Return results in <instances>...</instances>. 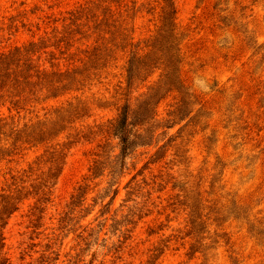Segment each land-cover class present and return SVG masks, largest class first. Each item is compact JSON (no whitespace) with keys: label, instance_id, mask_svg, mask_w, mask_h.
<instances>
[{"label":"rangeland","instance_id":"obj_1","mask_svg":"<svg viewBox=\"0 0 264 264\" xmlns=\"http://www.w3.org/2000/svg\"><path fill=\"white\" fill-rule=\"evenodd\" d=\"M170 1L174 71L164 62L127 88L130 54L153 50L159 0H0V53L33 42L49 80L0 104V203H16L5 264H264V0ZM166 71L151 144L112 178L109 121Z\"/></svg>","mask_w":264,"mask_h":264},{"label":"trees","instance_id":"obj_2","mask_svg":"<svg viewBox=\"0 0 264 264\" xmlns=\"http://www.w3.org/2000/svg\"><path fill=\"white\" fill-rule=\"evenodd\" d=\"M159 1L162 4L159 20L160 25L152 43L153 50L144 55H140L137 52L130 54L125 67L127 88H131L137 80L143 81L154 69L159 68L164 62V66L167 69L169 68V71H174L175 64L178 62V42L175 36L176 10L170 0ZM34 46L35 44L30 42L27 45L15 47L0 53V104L8 103V111L17 107L18 100L13 98L18 94L16 92L14 93V91H18V89H23L32 84H41V88H48L46 86L49 84V80H44L47 73L44 68L39 69V65L34 63V59L31 56ZM169 71L164 73L163 80L156 86L151 87L148 92L142 94V97L134 106H131L129 103L123 104L118 109L116 116L109 121L108 133L111 137L117 139L118 147V153L108 163V167L110 168L109 173L112 178L122 173L126 164V158L138 146L151 144L154 132L159 127L155 109L159 100L168 90L165 89V85L169 78ZM56 82H59V80ZM47 90L51 92V96H57V92L53 89L49 88ZM183 112V103L176 105L174 110L169 113L171 118L166 121L164 127L168 128L174 125L177 120H181L182 117L180 115ZM5 125L6 123H0V134L2 127ZM55 125L56 122L46 130L31 128L27 133L25 141L43 142L51 134L58 132V129H55ZM18 135L19 130L16 132V136ZM105 166L94 162L90 168L94 177L102 175ZM77 190V193L71 197V204L74 206L78 205L76 204L78 203V199L85 192L82 191V187H78ZM115 193L116 190L113 195ZM101 198H103V195ZM42 199V201L49 200L48 192H43ZM15 209L16 203L10 198L3 199L2 203H0V264H5L6 262L1 256V251L4 246L2 228L5 222L3 220Z\"/></svg>","mask_w":264,"mask_h":264}]
</instances>
